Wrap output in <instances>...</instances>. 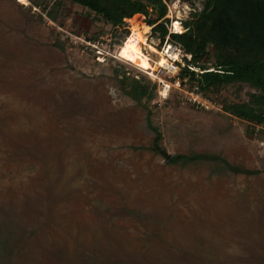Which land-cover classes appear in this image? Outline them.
I'll return each mask as SVG.
<instances>
[{
  "label": "rangeland",
  "instance_id": "obj_1",
  "mask_svg": "<svg viewBox=\"0 0 264 264\" xmlns=\"http://www.w3.org/2000/svg\"><path fill=\"white\" fill-rule=\"evenodd\" d=\"M203 1H170V32ZM27 4L0 0V264H264V127L224 109L255 90L197 93L178 78L191 57L152 27L144 50L179 58L120 59L143 14L116 29L70 0ZM124 73L157 83L155 98L126 93Z\"/></svg>",
  "mask_w": 264,
  "mask_h": 264
},
{
  "label": "trees",
  "instance_id": "obj_2",
  "mask_svg": "<svg viewBox=\"0 0 264 264\" xmlns=\"http://www.w3.org/2000/svg\"><path fill=\"white\" fill-rule=\"evenodd\" d=\"M94 13L96 18L118 29L125 27L126 19L136 14L146 16L152 27V35H159L163 42L169 39L191 58H184L178 78L189 84L197 93L208 96L228 86L254 89L249 99L242 102H226V112L242 120L264 127V0H204L203 8L191 13L182 22L185 31L170 32L168 23L169 2L172 0H70ZM43 10L47 4L35 1ZM23 5V4H22ZM62 2L49 12L57 20ZM31 12L32 7L27 8ZM154 15V17L151 16ZM43 19V16H40ZM129 31H127L128 33ZM128 37V36H127ZM119 75V74H118ZM123 90L140 104L144 99L155 98L157 83L151 84L143 78L126 75L120 78ZM148 125L156 133L155 143L161 131L151 121L152 110L148 109ZM220 160L227 171L233 173L257 174L213 154H178L171 156V163L181 161Z\"/></svg>",
  "mask_w": 264,
  "mask_h": 264
},
{
  "label": "bare ground",
  "instance_id": "obj_3",
  "mask_svg": "<svg viewBox=\"0 0 264 264\" xmlns=\"http://www.w3.org/2000/svg\"><path fill=\"white\" fill-rule=\"evenodd\" d=\"M22 3H28V0H20ZM174 31L183 32L181 23L174 21ZM151 26H139L138 24L133 25L131 34L128 35L122 46L118 50V57L127 62L133 63L140 68L147 71H155L159 67L166 65L170 66L168 57L178 59V51L173 52V46L170 44L165 47L163 51L158 50L154 45L148 44V51L143 48L144 44H147V37L145 36ZM152 52H158L161 54L160 59L153 63ZM166 91H163V95L166 96Z\"/></svg>",
  "mask_w": 264,
  "mask_h": 264
},
{
  "label": "built area",
  "instance_id": "obj_4",
  "mask_svg": "<svg viewBox=\"0 0 264 264\" xmlns=\"http://www.w3.org/2000/svg\"><path fill=\"white\" fill-rule=\"evenodd\" d=\"M26 5H28V4L26 3Z\"/></svg>",
  "mask_w": 264,
  "mask_h": 264
},
{
  "label": "water",
  "instance_id": "obj_5",
  "mask_svg": "<svg viewBox=\"0 0 264 264\" xmlns=\"http://www.w3.org/2000/svg\"><path fill=\"white\" fill-rule=\"evenodd\" d=\"M168 157H169V155H168Z\"/></svg>",
  "mask_w": 264,
  "mask_h": 264
}]
</instances>
